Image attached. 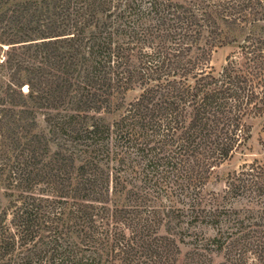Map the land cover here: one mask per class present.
Listing matches in <instances>:
<instances>
[{
	"label": "trees",
	"instance_id": "obj_1",
	"mask_svg": "<svg viewBox=\"0 0 264 264\" xmlns=\"http://www.w3.org/2000/svg\"><path fill=\"white\" fill-rule=\"evenodd\" d=\"M263 22L264 0H0V264H264V167L205 191L264 113V32L234 36Z\"/></svg>",
	"mask_w": 264,
	"mask_h": 264
},
{
	"label": "rangeland",
	"instance_id": "obj_2",
	"mask_svg": "<svg viewBox=\"0 0 264 264\" xmlns=\"http://www.w3.org/2000/svg\"><path fill=\"white\" fill-rule=\"evenodd\" d=\"M262 25V27H261ZM262 28V29H261ZM249 30H262L264 32V22L259 23L255 27L245 28L243 31L234 33L237 39L241 38L244 33ZM231 33H228L226 28L223 29L219 35L220 39L214 43L209 52V65L213 71L217 72L225 63L227 56L236 51V43L231 39ZM228 36V37H226ZM139 89H129L121 93L116 102H125L132 100L138 95ZM101 113L105 120L110 121L118 112L115 113ZM42 115L37 113V126L35 130H43L45 123L41 120ZM247 123L250 125V136L246 143L241 146L230 158L224 160L221 164L214 168L212 174L205 185V191L220 192L225 183V179L228 173L238 169L243 163H249L256 161L258 164L264 167V113L247 119ZM45 131V129H44ZM56 149L54 142L49 143V153H52ZM181 256L186 251V247L181 244ZM220 256H214L213 261L216 264L220 261Z\"/></svg>",
	"mask_w": 264,
	"mask_h": 264
}]
</instances>
